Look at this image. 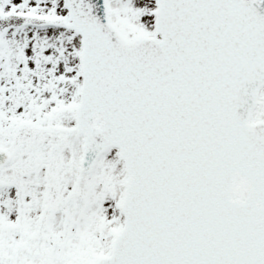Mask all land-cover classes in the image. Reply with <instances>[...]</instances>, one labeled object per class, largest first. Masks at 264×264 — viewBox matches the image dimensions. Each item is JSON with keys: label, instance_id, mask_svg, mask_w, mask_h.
Segmentation results:
<instances>
[{"label": "snow or ice", "instance_id": "snow-or-ice-1", "mask_svg": "<svg viewBox=\"0 0 264 264\" xmlns=\"http://www.w3.org/2000/svg\"><path fill=\"white\" fill-rule=\"evenodd\" d=\"M0 264H264V0H0Z\"/></svg>", "mask_w": 264, "mask_h": 264}]
</instances>
